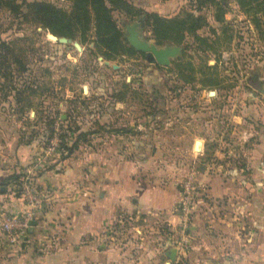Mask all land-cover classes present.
<instances>
[{"label": "rangeland", "instance_id": "rangeland-1", "mask_svg": "<svg viewBox=\"0 0 264 264\" xmlns=\"http://www.w3.org/2000/svg\"><path fill=\"white\" fill-rule=\"evenodd\" d=\"M33 1L16 0L14 8H0V42L15 50L22 61V67L12 61L0 71V175L20 174L24 182L19 188L11 184L10 195L19 197L20 193L26 199L24 186L31 189L30 195H37L35 185L25 181L58 166L61 155L68 154L64 145L72 147L81 133H87L71 158L104 152L112 161L121 153L122 160L136 165L137 180L147 185L166 188L173 183L182 196L184 183L193 178V199H197L202 188L199 179L213 174L216 163L207 151L204 155L199 151L203 142L210 148L216 145V133L224 138L229 128L223 110L229 100L243 102L251 90L253 104L264 99L247 82L254 75L264 80V15L257 16V24L237 0H226L224 23L220 24L215 21L214 7L198 11L195 0H128L164 18L193 12L207 19L208 27L197 35L209 40L210 49L190 35L180 45L158 44L142 16L131 19L116 12L115 20L129 48L134 49L129 40L135 32L141 41L173 53L168 65H160L152 55L135 49V53L107 59L92 29L54 38L26 9ZM37 1L50 2L68 13L72 9L69 0ZM61 38L70 42L61 43ZM150 66L158 68L155 87L168 90L163 119L157 114L162 108L154 105L150 109L146 82ZM150 113L154 115L151 124ZM215 114L217 127L209 124ZM236 134L240 137L239 127ZM196 141L198 149L194 148ZM217 145L221 152L225 150V144Z\"/></svg>", "mask_w": 264, "mask_h": 264}, {"label": "crops", "instance_id": "crops-1", "mask_svg": "<svg viewBox=\"0 0 264 264\" xmlns=\"http://www.w3.org/2000/svg\"><path fill=\"white\" fill-rule=\"evenodd\" d=\"M253 93L223 110L229 129L213 139L223 152L203 142L200 153L216 163L199 179L190 264H264V99L253 104ZM212 119L217 127V114ZM122 157H73L38 175L37 225L15 243L0 229V264H175L166 254L180 239L181 192L173 183L140 182L136 165ZM2 192L0 215L33 208Z\"/></svg>", "mask_w": 264, "mask_h": 264}, {"label": "trees", "instance_id": "trees-1", "mask_svg": "<svg viewBox=\"0 0 264 264\" xmlns=\"http://www.w3.org/2000/svg\"><path fill=\"white\" fill-rule=\"evenodd\" d=\"M72 4V9L68 13L63 11L47 1L28 2L26 9L30 15H33L44 27L57 36H72L73 30H78L84 34L88 30H93L96 38V44L98 48L104 50L107 59L123 55L135 53L134 49L129 48L123 37V33L118 27L114 14L120 13L131 19L136 16H142L146 25L151 27L152 33L158 44H162L164 41H170L175 44H183L190 36L196 37L201 43H203L207 49L212 48V44L208 43L206 38H200L197 32L203 28L208 27L207 19L203 15L196 16L193 12H186L184 15L175 16L173 18H164L157 13L145 12L142 9L135 7L128 0H69ZM198 4L197 10L200 11L202 7L212 6L215 9V21L217 23H224V15L227 10L226 0H195ZM240 7L246 12L251 13L256 23H259L257 16L259 14L264 15V0H237ZM16 0H0V8L9 6L14 8ZM224 33L226 31L223 30ZM223 33V32H222ZM228 40L227 38H225ZM225 40V41H226ZM17 57V58H16ZM16 55V51L11 47L0 42V71L6 66H10L12 61L16 65L22 67V61ZM10 60V61H9ZM10 62V63H9ZM23 70V69H22ZM186 82L190 79L185 78ZM87 136V133H81L72 147H68L66 150L68 154L61 155L58 162H64L72 157L75 148L78 143ZM62 146L64 143L59 141ZM46 169L44 171L54 169ZM41 174V173H40ZM22 177L20 174H14L8 176L0 182V192L4 188V192H8V187L11 184H15L17 188L23 185ZM29 180V181H28ZM25 183L31 182L35 179H28ZM20 193L17 196L20 197Z\"/></svg>", "mask_w": 264, "mask_h": 264}, {"label": "built area", "instance_id": "built-area-1", "mask_svg": "<svg viewBox=\"0 0 264 264\" xmlns=\"http://www.w3.org/2000/svg\"><path fill=\"white\" fill-rule=\"evenodd\" d=\"M55 143V142H54ZM53 143V144H54ZM193 177V176H192ZM27 192L25 200L33 205V208L21 213V214H2L0 217L1 229L4 233L8 234L11 238V242L15 243L18 239L24 237L29 228L30 222L36 221L39 215V211L36 205L39 204V200L35 195L29 194V187L24 186ZM195 182L193 178H190L183 185V192L180 205V239L175 241V246L178 250L175 264H190L189 252L191 250L189 236L187 230L189 229L195 212Z\"/></svg>", "mask_w": 264, "mask_h": 264}, {"label": "water", "instance_id": "water-1", "mask_svg": "<svg viewBox=\"0 0 264 264\" xmlns=\"http://www.w3.org/2000/svg\"><path fill=\"white\" fill-rule=\"evenodd\" d=\"M53 37L55 38V36H53ZM59 41L61 43H68V42H70V40H67L65 38H61ZM129 41H130L131 46L136 51H139V52H142V53H147V54L152 55L153 58L155 59V61L158 64H160V65H168L169 64L168 59L173 56V53L171 51H169V50L158 49L157 47L152 46V45H150L147 42L141 41L140 38L138 37V35L135 32H132V35H131ZM76 47L79 48V45L76 44ZM247 82L255 90H257L259 93H261V94L264 95V80L263 79H260L257 75H254V76H251L248 79ZM213 93L214 92H212L211 94H213ZM198 146H199V141H196L194 148L196 149ZM1 190L4 191L5 189L2 188ZM36 225H37V221L30 222V228L31 227H34ZM177 252H178V250L176 248H171L167 252L166 256L168 257V259L170 261L175 262L176 261V256H177Z\"/></svg>", "mask_w": 264, "mask_h": 264}, {"label": "flooded vegetation", "instance_id": "flooded-vegetation-1", "mask_svg": "<svg viewBox=\"0 0 264 264\" xmlns=\"http://www.w3.org/2000/svg\"><path fill=\"white\" fill-rule=\"evenodd\" d=\"M156 69H154L153 67H148L147 68V73H146V82L148 85V90H149V94H150V109L154 107V105H156L157 107L159 106L160 108H162L161 110H159L157 112L158 115H160V118L163 119L165 118L164 114H165V109L167 110V103H168V90L167 91H159L157 89V87H155V85L153 84L155 82V78L158 75V68L155 67ZM161 71H164V69H161ZM165 71H168V68H165ZM168 75V72H165ZM166 75V76H167ZM163 73H162V77H166ZM167 79V77H166ZM169 80V79H167ZM166 90V89H165ZM166 106V108H165ZM153 117L154 115L152 113H150V124L153 121Z\"/></svg>", "mask_w": 264, "mask_h": 264}, {"label": "bare ground", "instance_id": "bare-ground-1", "mask_svg": "<svg viewBox=\"0 0 264 264\" xmlns=\"http://www.w3.org/2000/svg\"><path fill=\"white\" fill-rule=\"evenodd\" d=\"M199 146H200V143H199ZM199 146H198L196 149H198V148H199Z\"/></svg>", "mask_w": 264, "mask_h": 264}]
</instances>
